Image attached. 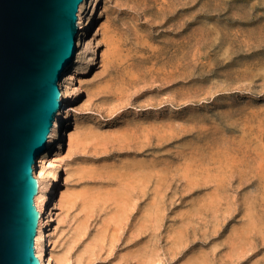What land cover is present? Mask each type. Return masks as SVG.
Returning a JSON list of instances; mask_svg holds the SVG:
<instances>
[{
	"label": "rangeland",
	"instance_id": "obj_1",
	"mask_svg": "<svg viewBox=\"0 0 264 264\" xmlns=\"http://www.w3.org/2000/svg\"><path fill=\"white\" fill-rule=\"evenodd\" d=\"M98 3L53 253L264 264V0Z\"/></svg>",
	"mask_w": 264,
	"mask_h": 264
},
{
	"label": "water",
	"instance_id": "obj_2",
	"mask_svg": "<svg viewBox=\"0 0 264 264\" xmlns=\"http://www.w3.org/2000/svg\"><path fill=\"white\" fill-rule=\"evenodd\" d=\"M89 0H0V264H40L37 158L62 111L61 77Z\"/></svg>",
	"mask_w": 264,
	"mask_h": 264
},
{
	"label": "bare ground",
	"instance_id": "obj_3",
	"mask_svg": "<svg viewBox=\"0 0 264 264\" xmlns=\"http://www.w3.org/2000/svg\"><path fill=\"white\" fill-rule=\"evenodd\" d=\"M101 0H90L88 7L83 3L79 6V26L78 37L75 43L76 52L69 72H63L61 77V92H62V111L57 114L54 124L48 136L47 149L41 153L38 160V170L36 172L38 182V192L34 197V203L39 212V222L37 234L34 239V247L36 256L41 259L42 264H67L64 257H56L53 253V245L55 240L57 221L56 210L60 205V200L56 201V196L60 194V179L59 168L61 167V141L65 136V131L68 137V143L72 141L71 125L68 123L72 112L76 111L75 103L79 98L80 89L78 84L81 76L86 74L94 62V52L90 49L91 42L85 37L97 16V4ZM100 12V11H99ZM102 12V11H101ZM83 49L88 53L85 61L81 63L80 50ZM84 60V59H83ZM78 104V103H77ZM64 132V135H61ZM56 216V217H55ZM59 220V219H58Z\"/></svg>",
	"mask_w": 264,
	"mask_h": 264
},
{
	"label": "built area",
	"instance_id": "obj_4",
	"mask_svg": "<svg viewBox=\"0 0 264 264\" xmlns=\"http://www.w3.org/2000/svg\"><path fill=\"white\" fill-rule=\"evenodd\" d=\"M37 164H38V160H37ZM35 177H36V174H35ZM37 178V177H36ZM36 206V205H35ZM40 219V218H39ZM39 222V221H38ZM38 227V226H37ZM40 260V264H42V262H41V259H39Z\"/></svg>",
	"mask_w": 264,
	"mask_h": 264
}]
</instances>
